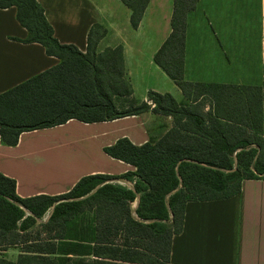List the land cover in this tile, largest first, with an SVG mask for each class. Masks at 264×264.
<instances>
[{"label":"trees","instance_id":"trees-1","mask_svg":"<svg viewBox=\"0 0 264 264\" xmlns=\"http://www.w3.org/2000/svg\"><path fill=\"white\" fill-rule=\"evenodd\" d=\"M120 1L136 29L150 0ZM197 2L173 0L171 32L153 58L186 101L149 92L150 105L131 100L123 48L97 51L103 26L91 27L81 52L58 42L36 0H0V10L14 9L27 32L15 40L39 44L58 60L0 94L5 146L17 145L22 133L71 120L109 122L148 110L173 120L158 140L135 146L121 138L104 149L133 173L85 176L64 195L20 198L15 181L0 174V264H171L187 203L228 199L242 181L264 179V84L184 79L187 17ZM9 248L20 249L15 260L2 256Z\"/></svg>","mask_w":264,"mask_h":264},{"label":"crops","instance_id":"crops-1","mask_svg":"<svg viewBox=\"0 0 264 264\" xmlns=\"http://www.w3.org/2000/svg\"><path fill=\"white\" fill-rule=\"evenodd\" d=\"M36 1L58 42L81 52L86 51L91 27L103 26L106 34L97 51L123 48L125 76L135 103L151 105L149 92L170 94L178 103H185L179 88L153 61L171 32L173 0H150L136 29L130 24V10L120 0ZM26 36L16 21L15 10H0V94L58 63L41 45L15 40ZM256 38L264 73V0H198L187 17L185 81L220 83L214 79V66L223 64L228 82L223 84H234L237 79L233 78L236 70L232 66L251 64ZM197 71L199 78L194 79ZM172 126L171 117L148 110L109 122L71 120L25 132L13 147L0 140V174L15 181L20 198L64 195L85 176L133 173L135 168L109 157L104 149L121 138L141 146L160 139ZM117 183L132 186L123 180ZM170 262L264 264V179L242 181L240 193L228 199L187 203L183 229L172 239Z\"/></svg>","mask_w":264,"mask_h":264},{"label":"rangeland","instance_id":"rangeland-1","mask_svg":"<svg viewBox=\"0 0 264 264\" xmlns=\"http://www.w3.org/2000/svg\"><path fill=\"white\" fill-rule=\"evenodd\" d=\"M194 44L196 47V36L194 38ZM252 50H251V57L250 61L251 64L248 65H237V66H232L233 70H236V75L233 73V78L235 80V77L237 79L236 82H233L234 84L236 83H244V84H255V85H263L264 84V73L262 69V60H261V53H260V48L258 45V38H256L255 42H252ZM222 62V59L220 60ZM226 66L223 64H218L214 66V79L216 81H219L220 83L226 82L225 80V75H224V69ZM196 68V64H195ZM196 71V69H195ZM194 79H198V71L197 73H193L192 76ZM245 78H249L248 80H245ZM233 80V81H234ZM156 83V82H155ZM158 83L160 81L158 80ZM228 83V82H226ZM49 216L46 215L45 219ZM20 249L19 248H9L5 252L1 253L3 257L9 260H15L16 257L18 256Z\"/></svg>","mask_w":264,"mask_h":264},{"label":"water","instance_id":"water-1","mask_svg":"<svg viewBox=\"0 0 264 264\" xmlns=\"http://www.w3.org/2000/svg\"><path fill=\"white\" fill-rule=\"evenodd\" d=\"M98 187H99V186H98ZM98 187H97V188H98ZM97 188H96V189H97ZM96 189H95V190H96ZM95 190H93L90 194H92ZM90 194H89V195H90ZM135 207H136V206H135ZM51 211H52V210H51ZM50 213H51V212H50ZM49 215H50V214H49ZM46 219H47V218H46ZM46 219H45V220H46Z\"/></svg>","mask_w":264,"mask_h":264}]
</instances>
